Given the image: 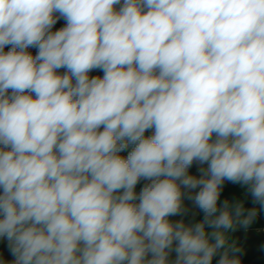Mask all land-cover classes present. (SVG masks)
<instances>
[{
  "label": "clouds",
  "instance_id": "9594fccd",
  "mask_svg": "<svg viewBox=\"0 0 264 264\" xmlns=\"http://www.w3.org/2000/svg\"><path fill=\"white\" fill-rule=\"evenodd\" d=\"M119 3L0 0V237L15 264H167L174 241L175 264H211L234 225L223 182L264 207V0ZM56 12L67 25L51 33ZM181 186H202L191 227L169 220Z\"/></svg>",
  "mask_w": 264,
  "mask_h": 264
},
{
  "label": "crops",
  "instance_id": "0c3cea01",
  "mask_svg": "<svg viewBox=\"0 0 264 264\" xmlns=\"http://www.w3.org/2000/svg\"><path fill=\"white\" fill-rule=\"evenodd\" d=\"M114 9L116 10L115 6ZM54 16L57 17L56 23L50 29L51 33H55L56 31L66 27L67 21L64 17L60 16L59 12L54 13ZM9 48H12V45H7ZM35 50L36 52L39 51L37 46H29ZM67 69L62 67L56 70L58 75L66 72ZM104 75V71L99 68H95L89 71L88 76L89 79L93 77L102 78ZM28 94V93H27ZM33 98H35V94L33 93ZM103 131V126L99 129ZM154 134V128H150L146 130L145 137H149ZM215 134L213 135L212 139L215 140ZM2 147V146H0ZM135 145L129 143L128 146L123 149L121 152L118 153L123 158H127L131 151L134 149ZM5 150H10L5 149ZM207 163H200L199 161H194L192 165L188 168V174L191 176L196 177L197 179L201 178L202 172L201 169H207ZM150 180H146L144 184L150 183ZM229 186H237L241 190V195L244 200V204H247L246 207L242 209V214L239 217L233 216L234 225L232 229L224 230L220 229L219 231L224 232L225 238L232 237L236 243L240 247V254L239 258L242 261V264H258V262L264 258V236L256 231V228L261 226L264 223V207H262L259 201H255L249 188L247 185H243L241 183H232L230 181L225 180L222 185V189L229 187ZM200 187L198 186L196 189H185L181 186L182 195V202L183 208L186 210L181 212L180 214L173 215L169 217L170 222H183L186 227H191L194 225V219L199 215V208L195 205L194 199H189L188 196H195L197 192H199ZM3 189L0 188V194H2ZM253 202V203H251ZM255 212V215L251 218L250 222L247 226H244L241 222L248 217L250 212ZM2 218V217H0ZM216 231V229L210 228L208 233V239L210 243H215L211 233ZM178 244V241H174L173 245L171 246V250L169 251L167 257V264H175L177 259V252L175 248ZM168 251V250H166ZM152 254L149 253L146 256V260L151 259ZM222 257V249H218L216 254L213 256L211 264H218ZM15 256L12 254L10 250V242L5 237H0V264H12L15 260Z\"/></svg>",
  "mask_w": 264,
  "mask_h": 264
},
{
  "label": "trees",
  "instance_id": "16d2710c",
  "mask_svg": "<svg viewBox=\"0 0 264 264\" xmlns=\"http://www.w3.org/2000/svg\"><path fill=\"white\" fill-rule=\"evenodd\" d=\"M12 48H9L7 45L4 47L3 51L5 53H7L8 51H10ZM17 51H19V49H17ZM26 51L31 54L33 57H35L38 52H36L35 50L31 49V48H27ZM39 63V62H38ZM66 74V72L62 73L61 75ZM73 83H75V79L73 78ZM12 91L11 89L8 91L7 95H11ZM27 94V92L25 93ZM147 179L141 178L137 185L135 186L134 191L137 193V195L140 193V191L142 190L144 183ZM123 189L119 190V193H122ZM118 193V194H119ZM227 200L229 202V204L232 206V211H233V216L235 215V206L236 205H240L242 207V209L244 207H246L247 204H244V200L242 198L241 195V190L237 187V186H229L226 187L224 189L221 190L220 192V198L217 201L218 207L220 205H222V203ZM139 201H136V203H138ZM253 203V202H251ZM199 215L194 219V224L202 222L204 219V212L199 209ZM218 214V213H217ZM211 227H209L208 225H205V231L208 235H210L208 233L209 229ZM213 240L215 241V238L213 237ZM222 249V256L225 253V251L228 252L229 258H237L239 260V264H242V261L239 258V254H240V247L239 245L236 243V241L232 238V237H227L226 238V244ZM258 264H264V258L261 259Z\"/></svg>",
  "mask_w": 264,
  "mask_h": 264
},
{
  "label": "built area",
  "instance_id": "2783aa9c",
  "mask_svg": "<svg viewBox=\"0 0 264 264\" xmlns=\"http://www.w3.org/2000/svg\"><path fill=\"white\" fill-rule=\"evenodd\" d=\"M123 3H124V0H120V3L117 4V5H115L116 11H119L120 10V8L123 6ZM146 10L147 9H145V11ZM256 231L258 233H260L262 236H264V223L261 226H259L258 228H256ZM15 260H14V262L12 264H15Z\"/></svg>",
  "mask_w": 264,
  "mask_h": 264
},
{
  "label": "rangeland",
  "instance_id": "374dc122",
  "mask_svg": "<svg viewBox=\"0 0 264 264\" xmlns=\"http://www.w3.org/2000/svg\"><path fill=\"white\" fill-rule=\"evenodd\" d=\"M145 185V184H144ZM144 187V186H143Z\"/></svg>",
  "mask_w": 264,
  "mask_h": 264
}]
</instances>
